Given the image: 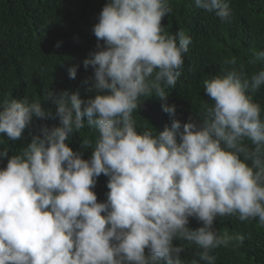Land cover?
Wrapping results in <instances>:
<instances>
[{
  "label": "clouds",
  "instance_id": "clouds-1",
  "mask_svg": "<svg viewBox=\"0 0 264 264\" xmlns=\"http://www.w3.org/2000/svg\"><path fill=\"white\" fill-rule=\"evenodd\" d=\"M195 5L222 22L232 15L228 0ZM171 12L169 0H107L92 28L96 50L83 60L93 68L82 81L91 95L47 91L60 126L41 124L16 154L0 149V264H184L186 245L174 240L196 246L191 264H215L213 250L243 242L218 233V217L264 226V118L253 100L264 67L248 73L223 59L221 73L203 81L211 104L182 123L167 100L192 37L165 31ZM248 62H264V51ZM68 75L75 79L77 66ZM152 96L171 124L138 131L133 114ZM49 115L41 100L5 95L0 134L21 140L34 117ZM83 117L96 133L81 138L87 159L67 143L85 129ZM101 174L108 191L98 202Z\"/></svg>",
  "mask_w": 264,
  "mask_h": 264
},
{
  "label": "trees",
  "instance_id": "trees-1",
  "mask_svg": "<svg viewBox=\"0 0 264 264\" xmlns=\"http://www.w3.org/2000/svg\"><path fill=\"white\" fill-rule=\"evenodd\" d=\"M106 3L107 0H0V100L5 95L16 99L27 96L29 100H41L42 108L50 114L45 120L34 117L21 140L8 141L0 134V149L7 147L9 155L16 154L32 135H40L41 124L60 126L55 105L45 97L47 91L78 92L82 100L91 95L82 81L93 75V68L85 69L83 60L96 50L92 28ZM169 3L172 12L162 19L165 31L174 34L183 30L192 37L181 76L167 100L175 105V118L183 123L191 114L200 113L202 103L211 104L203 81L221 73L223 59L235 57L248 73L264 67V62H248L255 52L264 51V0H228L232 15L223 22L214 13L198 8L195 0ZM58 42L60 46L56 47ZM74 65L77 75L71 79L68 69ZM253 100L261 105L264 118V86L253 94ZM133 115L138 131L145 126L160 131L171 124L169 115L162 111L161 100L155 96L144 100ZM82 119L85 129L67 143L73 151H82L87 159L91 150L81 148V138L94 140L96 133L87 127V117ZM6 163V159L0 160V168ZM106 182L103 174L97 178L93 190L98 202L106 199ZM199 226L196 219L189 218V227ZM214 227L220 234L243 238L239 246L230 244L213 250L215 264H264V226L258 218L240 221L236 216L218 217ZM174 243L186 245L181 253L184 264L198 259L194 244Z\"/></svg>",
  "mask_w": 264,
  "mask_h": 264
}]
</instances>
